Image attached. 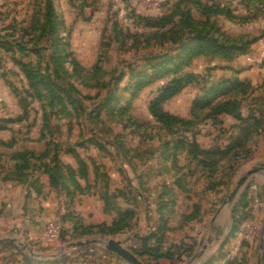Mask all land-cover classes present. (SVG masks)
<instances>
[{
    "label": "rangeland",
    "instance_id": "rangeland-1",
    "mask_svg": "<svg viewBox=\"0 0 264 264\" xmlns=\"http://www.w3.org/2000/svg\"><path fill=\"white\" fill-rule=\"evenodd\" d=\"M255 168L264 0H0V264H264Z\"/></svg>",
    "mask_w": 264,
    "mask_h": 264
},
{
    "label": "water",
    "instance_id": "water-1",
    "mask_svg": "<svg viewBox=\"0 0 264 264\" xmlns=\"http://www.w3.org/2000/svg\"><path fill=\"white\" fill-rule=\"evenodd\" d=\"M254 175H261V176L263 175L264 176V173L262 172V168H255L253 170L248 171L245 175H243L240 178V180L237 182V184L235 185L232 192L229 194L227 200H225L224 205L232 203L233 200L235 199V197L237 196V194L239 193L240 189L247 183L249 178L254 176ZM262 236L263 237L261 239V244H260L261 250H262L263 245H264V224H263V228H262ZM95 243H97V240L79 241V242L69 244L67 246V248L83 247V246H87V245L95 244ZM106 248L109 251L116 253L117 255H119L120 257H122L123 259H125L126 261H128L131 264H141L140 261L135 256L129 254L127 251H125L123 248L117 246L112 241H108L106 243ZM261 261H262V256L260 254L258 256L257 264H261Z\"/></svg>",
    "mask_w": 264,
    "mask_h": 264
},
{
    "label": "trees",
    "instance_id": "trees-1",
    "mask_svg": "<svg viewBox=\"0 0 264 264\" xmlns=\"http://www.w3.org/2000/svg\"><path fill=\"white\" fill-rule=\"evenodd\" d=\"M214 8V7H213ZM213 8H203V11L205 13V15H210V13L213 11H215V9ZM212 14V13H211ZM193 40H200L202 39L199 36H196L195 34L193 35ZM183 88V84L178 81V80H173L172 83L168 84V86L165 87L164 89V94L166 98H171L173 96H175L176 94H178ZM167 258H171L170 255H164Z\"/></svg>",
    "mask_w": 264,
    "mask_h": 264
},
{
    "label": "built area",
    "instance_id": "built-area-1",
    "mask_svg": "<svg viewBox=\"0 0 264 264\" xmlns=\"http://www.w3.org/2000/svg\"><path fill=\"white\" fill-rule=\"evenodd\" d=\"M133 1H135V2H139V3H141V4H146V3H149V2H151L152 0H133Z\"/></svg>",
    "mask_w": 264,
    "mask_h": 264
}]
</instances>
